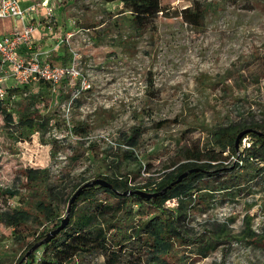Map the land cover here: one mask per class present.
Returning <instances> with one entry per match:
<instances>
[{
	"label": "rangeland",
	"instance_id": "obj_1",
	"mask_svg": "<svg viewBox=\"0 0 264 264\" xmlns=\"http://www.w3.org/2000/svg\"><path fill=\"white\" fill-rule=\"evenodd\" d=\"M161 3L141 32L120 0H53L52 14L32 21L49 48L77 53L79 76L29 88L10 107L16 127L0 115V264H18L25 244L53 226L29 221L13 230L1 215L6 206L34 213L41 179L58 187L61 218L75 186L112 174L142 186L186 153L219 151L210 145L217 127L264 121V0ZM194 4L205 8L200 26L181 14ZM24 103L37 115L21 123ZM253 140L245 136L240 149ZM225 163L238 167L190 190L189 242L174 247L177 264H264L263 163L236 154ZM26 168L39 171L36 182H26ZM79 264H103V256Z\"/></svg>",
	"mask_w": 264,
	"mask_h": 264
},
{
	"label": "trees",
	"instance_id": "obj_2",
	"mask_svg": "<svg viewBox=\"0 0 264 264\" xmlns=\"http://www.w3.org/2000/svg\"><path fill=\"white\" fill-rule=\"evenodd\" d=\"M120 1L123 9L132 15L131 24L137 32L152 26L154 19L164 11L161 0ZM204 12L203 6L194 4L183 8L181 14L186 22L200 26L204 19ZM11 29L9 19H0V34L8 33ZM69 60L70 52L67 46H64L61 54L53 53L48 58L52 65H65ZM22 109L25 117H22L21 123L37 115V112L31 111L25 103ZM0 115H3L5 124H9L11 113L6 110V106L1 101ZM241 122V120L236 121L212 131L210 145H215L219 151L208 148L205 151L197 149L196 152L186 153L179 160L165 166L159 176L150 177L148 182L139 186L144 191H159L155 198L119 193L139 188L130 184L126 175H100L99 177L110 182L112 187L95 185L84 189L70 206L67 225L48 242L29 253L24 263L79 264V261L82 262L87 255L98 251L103 256V264H153L154 262L177 264L172 255L174 247L185 246L189 242L183 221L188 212L187 206L195 197V194L190 191L191 188L203 178L236 170L238 164L234 163L232 166L225 163L226 158L232 154H236L240 160L242 157L245 159L259 157L263 163L261 169L264 171V121ZM248 128L251 131L240 138L236 147L237 133ZM75 132L86 133L87 129L79 127L75 129ZM245 136H251L254 140L247 147L240 149L241 141ZM225 150L227 155H222V151ZM191 168L198 169L188 172L180 182L171 184L178 175ZM38 174L37 169L26 168L24 179L31 184L36 182ZM262 179L264 181V176ZM39 183L35 186L40 188L42 196L36 202L34 213L19 206H6L1 212L5 224L13 230H17L29 221L38 226L53 222L52 228L59 224L62 218L58 217L60 191L57 186L44 184L43 179ZM169 184L170 187H168ZM76 188L78 186H75ZM6 192L9 198L17 194L14 187L7 188ZM71 196L67 197L68 202ZM173 199L176 201V208L166 205L168 200ZM49 230V227L44 228L32 241L27 242L18 261L33 243L44 238ZM261 240L264 239L261 238Z\"/></svg>",
	"mask_w": 264,
	"mask_h": 264
},
{
	"label": "built area",
	"instance_id": "obj_3",
	"mask_svg": "<svg viewBox=\"0 0 264 264\" xmlns=\"http://www.w3.org/2000/svg\"><path fill=\"white\" fill-rule=\"evenodd\" d=\"M39 7L44 8V15L53 12V7L42 1L22 7L19 0H0V19L14 22L10 32L0 34V101L8 112L13 102L29 96V88L37 87L40 83L55 86L79 76L77 53H70V60L65 65H52L48 61L52 51L40 47L36 42L32 21ZM13 126H17L14 121L11 128ZM173 201L168 200L166 205L170 207L169 203Z\"/></svg>",
	"mask_w": 264,
	"mask_h": 264
},
{
	"label": "water",
	"instance_id": "obj_4",
	"mask_svg": "<svg viewBox=\"0 0 264 264\" xmlns=\"http://www.w3.org/2000/svg\"><path fill=\"white\" fill-rule=\"evenodd\" d=\"M249 131H251V129H243L241 131H239L235 137V146H238L239 140L240 138L245 135L246 133H248ZM260 133V132H259ZM198 168H191L188 171H185L183 173H181L180 175H178V177L172 181L171 184H175L177 182H180L183 178L186 177L188 172H194L196 171ZM95 185H99V186H104V187H109L111 188L112 185L110 182H108L107 180L103 179V178H95L90 182H86L83 185L79 186L75 192L72 194L68 205H67V213L64 217L61 218L59 224L50 229L44 238L36 241L33 243V245L26 251V253L23 255L22 259H20L18 261V264H25L24 260L26 259V257L28 256L29 253H31L32 251L36 250L38 247H40L42 244L48 242L50 239H52L55 235H57L68 223L69 221V210H70V206L71 204L75 201V199L82 193V191L88 187H93ZM171 185L169 184L168 187H170ZM121 194H136L139 195L140 197H144V198H155L159 192H148V191H144V190H140V189H135V190H129V191H125V192H119Z\"/></svg>",
	"mask_w": 264,
	"mask_h": 264
},
{
	"label": "crops",
	"instance_id": "obj_5",
	"mask_svg": "<svg viewBox=\"0 0 264 264\" xmlns=\"http://www.w3.org/2000/svg\"><path fill=\"white\" fill-rule=\"evenodd\" d=\"M41 1L44 2L45 5H47V6H52L53 0H39V1H34V0H19L20 5L22 7H28V6L32 5L33 3H35V2H41ZM43 11H44V8L43 7H39L37 9V11L35 13V16H34L35 17V19H34L35 21L38 20V18H39L38 16H41V17L44 16V12ZM10 22H11V27L13 28L14 22L11 21V20H10ZM34 37H35L36 42L39 44L40 47H42V48H44L46 50L52 51V54L53 53L61 54L63 52V51L61 52V51L56 50L55 47L49 48V44H48L47 37L44 36L43 30L40 29V28H38L37 26H35Z\"/></svg>",
	"mask_w": 264,
	"mask_h": 264
},
{
	"label": "flooded vegetation",
	"instance_id": "obj_6",
	"mask_svg": "<svg viewBox=\"0 0 264 264\" xmlns=\"http://www.w3.org/2000/svg\"><path fill=\"white\" fill-rule=\"evenodd\" d=\"M157 192H159V191H157Z\"/></svg>",
	"mask_w": 264,
	"mask_h": 264
}]
</instances>
